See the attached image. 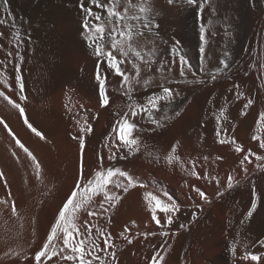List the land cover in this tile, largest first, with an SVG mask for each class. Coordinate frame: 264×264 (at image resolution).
Instances as JSON below:
<instances>
[{"label":"bare ground","instance_id":"obj_1","mask_svg":"<svg viewBox=\"0 0 264 264\" xmlns=\"http://www.w3.org/2000/svg\"><path fill=\"white\" fill-rule=\"evenodd\" d=\"M211 4L215 11L205 5L204 44L200 40L197 7L187 5L186 0H174L172 4L152 0L154 25L159 27L154 26L153 33L141 39L146 49H157V57L151 69H143L141 75L153 83L147 88L136 86L134 95L138 102L146 104L148 97L160 93V82L178 94L171 103H162V110L155 114L162 127L153 125L146 115L133 118L142 142L140 153L121 159V151L116 159L108 160L105 144L118 143L115 139L109 142L108 137L113 136L112 129L119 118L116 113L123 114L128 102L121 95L120 78L105 71L111 102L109 107H101L95 79L97 61L83 39L78 0H0V20L5 21L0 24V71L8 75L11 85H0V91L21 103L33 126L46 136L43 141L36 137L18 111L0 98V118L43 167L42 179H37L31 161L0 125V170L8 184L5 187L0 178V199L15 201L20 213L18 221L8 205H0V264H34L31 257L46 240L50 225L76 183L78 142L72 137L81 135L77 121L83 123L85 118L93 127L87 137L85 175H94L99 167L97 157L103 155L104 168H119L148 186L130 189L114 209L95 217L112 234L116 245L109 251H116L119 264H149L154 250L160 248L167 250L163 264H255L242 259V254H264V245L260 244L264 240V171L256 166L264 161H256L253 156L252 163L242 166L244 153H235L232 145L219 144L215 135V115L227 108L229 119L224 127L228 135L234 136L246 151L264 155L251 138L256 133L258 115L264 112V0H211ZM14 33L20 34L19 42ZM177 41L191 65V70L184 68L183 76L178 60L173 62L170 54ZM201 47L205 48L203 63ZM9 52L13 55L9 56ZM225 59L229 68L213 81L211 74L217 67L223 68L220 61ZM126 67L131 71L130 65ZM17 75L23 78L26 100L20 99ZM201 80L204 83H199ZM237 91L243 96L237 97ZM248 99L254 103L244 109ZM173 146L186 167L195 160L201 176L218 178L219 185L214 179L209 182L189 177L178 165L167 164L165 157ZM217 156L223 159L217 160ZM229 175L234 177L232 189L226 187ZM192 186L203 190L211 203H205ZM146 190L166 193L181 205L178 219L168 229V238L160 237V229L151 219L143 200ZM115 191L119 193L120 189ZM254 198H259L257 211L245 220ZM100 199L97 197L91 205L97 212L101 211ZM193 213L198 218L194 219ZM158 216L163 223V214L158 212ZM181 224L185 227H179ZM126 228L130 230L126 234L134 240L131 245L120 237ZM145 232L157 235L144 239L139 234ZM233 240L238 242L235 256L230 251ZM97 242L103 247L102 240ZM12 249H19L22 255L5 256ZM25 255L29 258L24 259ZM66 263L70 264L59 258L48 262ZM260 264H264V255Z\"/></svg>","mask_w":264,"mask_h":264},{"label":"snow or ice","instance_id":"obj_2","mask_svg":"<svg viewBox=\"0 0 264 264\" xmlns=\"http://www.w3.org/2000/svg\"><path fill=\"white\" fill-rule=\"evenodd\" d=\"M7 3V0H4ZM169 4L174 3V0H168ZM79 8L82 13L81 28L83 39L87 43V47L91 49V54L96 58L97 67L95 72V79L99 86V99L101 107L107 108L111 102V96L108 90V78L105 75V71H111L116 77L120 78V88L123 89L121 95L127 100V110L121 114L116 113L119 117L116 120V126L112 129L113 136L108 137V141L113 139L118 143L111 144L106 143L105 147L108 148L109 154L108 160H114L117 155L123 151V155H120L121 159H126L129 155L135 156L141 151L142 142L136 133L137 125L134 122V117L146 115L148 120L156 127H162L160 119L155 115L162 110V103H171L178 93L163 82L157 84V87L161 89L158 95H152L148 97L147 103L138 102L135 98L136 86L147 88L153 81L151 78H142L143 69H151V65L156 63L157 49L155 47L146 49L144 47V38L146 33L150 36L153 33V27H159L158 24L154 25L153 17L155 10L152 6V0H78ZM186 4L192 7H197L199 10L200 18V40L207 44V29L204 22L205 5H207L212 11L211 0H186ZM95 9V10H94ZM4 20H0V24H4ZM210 24V21L208 22ZM14 38L17 42L21 40L19 33H14ZM154 43V42H153ZM201 63H203V57L205 55V48H200ZM170 54L174 58L175 62L178 60L180 65V75H184V68L187 67L191 70V65L188 62L185 55L182 54L179 47V41L176 42L171 50ZM9 56L13 55L12 52L8 53ZM228 53H225V57H228ZM23 60V57H19ZM3 61H0L2 64ZM220 64L223 68L217 67L215 72L211 74V79L215 81L217 76L224 70L229 68L227 59L221 60ZM106 66V69H102L101 66ZM130 65L131 71L126 66ZM163 70V68L161 69ZM204 69L201 68V71ZM20 71L19 68L16 69ZM19 83V91L21 93L20 99L26 100L27 97L23 95L24 83L23 78L19 75L15 77ZM199 83H204L203 80ZM0 85H4L5 88H10L9 77L4 71H0ZM236 89H239V85H234ZM237 97H242L243 93L237 91ZM0 98H3L12 108L16 109L19 116L23 119V123L27 128L40 140H46V136L38 130L30 122L29 117L26 115L25 107L21 103L14 100L12 97L6 94L5 91H0ZM254 101L248 99L244 104V109H248L253 105ZM246 115L247 113H242ZM176 115H179L177 112ZM166 119L168 117H165ZM229 119L228 109L222 108L218 115H215V121L217 124L216 137L217 142L221 145H232L234 151L237 154L244 153L240 164L243 166L245 162L252 163L250 157H255L256 161H264V155H259L253 152L251 149L246 151L245 147L239 143L234 136H229L227 130L224 127V123ZM256 133L252 135V140L258 142V147L264 150V112H260L257 119ZM79 125V133L81 135L73 136L72 139L78 142V174L76 183L69 195L66 197L65 202L59 209L58 214L54 220V223L50 225V231L46 236V240L42 243V246L31 257L34 264H48L49 261H53L54 258H59L62 261L70 262V264H119L116 251H109L115 248L114 238L112 234L99 224L92 221H84L78 223L79 214L85 212L88 217H98L103 213L108 212L110 209H114L120 204L123 195L127 194L130 189L142 188L147 189L148 186L138 182L128 172L119 168H104V156L99 155L98 170L90 178L85 175V150L87 147V137L92 134L93 127L87 122L85 118L84 122L77 121ZM0 125L6 129L9 136L15 142V145L23 151L27 158L31 161L33 166L34 175L37 179H42L43 167L37 156L18 138L16 133L8 125V123L0 118ZM115 149V151H113ZM177 147L173 146L170 153L165 157L167 164L178 165L181 171L189 177H195L196 179H205L211 182L213 179L215 183L219 185L218 178L211 177L209 175L201 176L197 171V163L195 160L190 161V167H186L185 162L177 154ZM12 155L19 157L16 152ZM149 155H153L149 153ZM159 160V156L154 157ZM207 161L209 158L205 156L203 158ZM217 160H222L223 157L217 156ZM257 168L264 171V164H257ZM247 172V168H244ZM117 177L119 179H117ZM0 178L4 179L5 187H8L5 173L0 170ZM187 183L185 187H187ZM227 189L234 187V177L229 175L227 177ZM115 189H120V192H116ZM192 191L205 201V203H211L208 195L199 187L192 186ZM224 193H219L223 195ZM10 196L11 193L9 192ZM255 197V192H253ZM100 197L98 207L101 210L97 212L91 205L96 201V198ZM143 200L146 202L148 210L151 213V219L155 222L159 231V235L162 238H168L171 233L168 229L171 228L174 221L178 219V214L181 212V205L177 203L171 196L166 193L160 194L153 191H144ZM259 198H254L251 202L250 208L247 211L245 220H250L258 208ZM0 205H8L11 215L16 217L19 221L20 213L15 201H9L8 199H0ZM107 205L108 207H105ZM203 209L201 208V211ZM158 212L164 216V222L158 216ZM193 218L196 219L197 214L193 213ZM108 223H111V218H108ZM231 223V221H229ZM243 223V221H241ZM23 225H21L22 227ZM83 227V231L81 228ZM179 227L184 228L185 225L181 224ZM130 230L125 229L120 233V237L125 240L129 245L133 244V238H130L128 233ZM35 235V233H33ZM144 239H148L149 236L155 237L156 232L141 233ZM98 240H102L103 247L98 243ZM167 244V239L164 240ZM261 245H264V240L260 241ZM238 242L233 240L230 244V251L233 256L236 255ZM164 252L165 254H162ZM167 250L160 248L154 250L153 255L149 261V264H163L166 259ZM103 253V254H102ZM15 255L20 257L22 252L19 249H12L5 252V256ZM262 255H257L249 251H245L242 254V259L251 260L255 264H260ZM28 256H24V259H28Z\"/></svg>","mask_w":264,"mask_h":264},{"label":"rangeland","instance_id":"obj_3","mask_svg":"<svg viewBox=\"0 0 264 264\" xmlns=\"http://www.w3.org/2000/svg\"><path fill=\"white\" fill-rule=\"evenodd\" d=\"M82 213H83V215L86 214L85 212H81L80 214H82ZM83 215H80L79 220H78L79 221L78 223H82V221L84 222V221H89V220L92 221V222H94V223H97V224L101 223L100 221L96 220L95 217H88L87 215L86 216H83ZM87 218H88V220H87ZM102 224H103V222H102ZM102 224H100V225H102ZM81 230L82 231L84 230L83 227L81 228ZM115 245H116V243H115Z\"/></svg>","mask_w":264,"mask_h":264}]
</instances>
